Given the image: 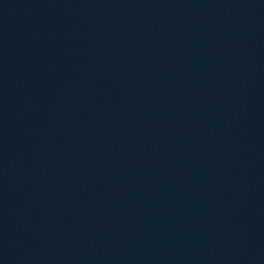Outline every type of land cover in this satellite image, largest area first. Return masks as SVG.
<instances>
[{
  "label": "water",
  "instance_id": "95a60500",
  "mask_svg": "<svg viewBox=\"0 0 264 264\" xmlns=\"http://www.w3.org/2000/svg\"><path fill=\"white\" fill-rule=\"evenodd\" d=\"M0 264H264V0H0Z\"/></svg>",
  "mask_w": 264,
  "mask_h": 264
}]
</instances>
